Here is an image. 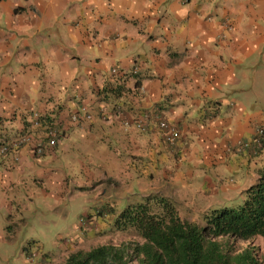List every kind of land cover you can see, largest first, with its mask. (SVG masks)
<instances>
[{
    "label": "crops",
    "instance_id": "obj_1",
    "mask_svg": "<svg viewBox=\"0 0 264 264\" xmlns=\"http://www.w3.org/2000/svg\"><path fill=\"white\" fill-rule=\"evenodd\" d=\"M259 128L264 0L0 1V248L65 264L132 196L187 221L226 208L264 165ZM70 215L88 221L69 244L40 235Z\"/></svg>",
    "mask_w": 264,
    "mask_h": 264
},
{
    "label": "trees",
    "instance_id": "obj_2",
    "mask_svg": "<svg viewBox=\"0 0 264 264\" xmlns=\"http://www.w3.org/2000/svg\"><path fill=\"white\" fill-rule=\"evenodd\" d=\"M113 225L133 230L142 241L72 252L65 264H262L255 249L236 250L234 243L264 239V165L242 204L210 212L203 227L181 219L162 198L127 206Z\"/></svg>",
    "mask_w": 264,
    "mask_h": 264
},
{
    "label": "rangeland",
    "instance_id": "obj_3",
    "mask_svg": "<svg viewBox=\"0 0 264 264\" xmlns=\"http://www.w3.org/2000/svg\"><path fill=\"white\" fill-rule=\"evenodd\" d=\"M223 198H226V196ZM244 199H245V194H242L241 196L236 195L234 197H230L228 200H222L221 199L220 201H215L213 203V206H211V208L217 207L219 202L221 203V205L225 206L228 209L236 208L237 206L242 204ZM146 200H148V199L147 198L139 199L138 196H132L130 199L132 205L146 203ZM209 203L212 204V202H209ZM152 204H153V202H152ZM127 206L128 205H126V204H121L119 210H117L116 216H118V214L120 212H122ZM153 207H154L153 208L154 211H159L158 207H156V206H153ZM212 211H214V210L213 209L209 210L208 212H205L201 216H199V214H197L198 216H195L192 214V212H189V210H185L184 213H188V215H185L183 218H189V219L193 218L195 220L189 221V222L195 223L198 226L203 227V226H205V217ZM86 216H90V214H88ZM178 216H180V215L178 214ZM81 218L84 219V217H77L74 215H70L69 218H66V217L60 218V222L62 220H68V226L69 227L67 229H64L66 231H61L59 229V231H55L52 233H45L44 232V233H40V235L46 237L47 239L54 236L53 242H55V237L57 238L60 235L62 237V239H61L62 242L66 243L67 240L71 242L74 235H76L77 232H81L82 228H84L83 225L81 224ZM60 222H59V227H60ZM55 226L56 227L54 228V230H57L58 225L56 222H55ZM77 227H80V228H77ZM129 241L141 242L142 240L131 229L125 230V231H122V230L118 231L113 226L111 229H107V231L94 232L92 234V237L89 238L87 240L86 244H84L82 247H79L81 245H79V246L74 245L75 247H79V248H74L73 252L87 251V250H89L95 246H98V245H104V244L119 245L121 243L129 242ZM66 244H69V243H66ZM54 246H56V245L48 244L47 246H45L44 248H41V249L36 247V246H32L30 248H26V250H21V248H19L18 245L16 247H13L10 250L0 248V264H26V260H25L24 256L22 255L21 251H26L27 254H29L31 252H36V253H38V257H46L45 254L52 255V254H55L56 252H58V249H56ZM234 246H235L236 250H242L245 247H252L253 249L256 250L257 257H258L259 261L262 264H264V239L257 237V238H254V239H251V240H248L245 242L238 241V242L234 243ZM56 247H58V245ZM14 253H16V254H14Z\"/></svg>",
    "mask_w": 264,
    "mask_h": 264
},
{
    "label": "built area",
    "instance_id": "obj_4",
    "mask_svg": "<svg viewBox=\"0 0 264 264\" xmlns=\"http://www.w3.org/2000/svg\"><path fill=\"white\" fill-rule=\"evenodd\" d=\"M2 1V0H0ZM85 118L90 119V117L86 114ZM72 121L74 122H80V117L78 115L72 116ZM146 119L140 118L136 121V127L143 130L146 127ZM157 129L161 132V135L163 137V140L170 145L171 147H174L176 143L180 140V132L173 126H170L165 120H159L157 123ZM258 137L256 140L257 145L260 144V139L264 137V129L259 128L258 130ZM59 139V133L54 129L51 128L48 132V145L49 146H55L57 144V141ZM43 144H37V146L34 149V153L37 155H41L43 152ZM7 152L6 147H2L1 153ZM88 221V218L84 217L81 218V224L85 225ZM66 243H70V241L67 240ZM51 260L47 259V257H38V253L31 252L27 255V264H52L50 262Z\"/></svg>",
    "mask_w": 264,
    "mask_h": 264
}]
</instances>
